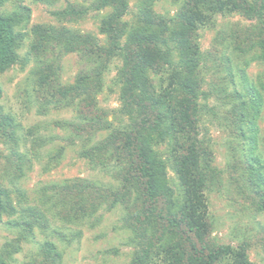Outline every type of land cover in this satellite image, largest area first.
I'll list each match as a JSON object with an SVG mask.
<instances>
[{"label":"trees","instance_id":"1","mask_svg":"<svg viewBox=\"0 0 264 264\" xmlns=\"http://www.w3.org/2000/svg\"><path fill=\"white\" fill-rule=\"evenodd\" d=\"M13 1L0 0V75L19 63L20 29L28 23L29 8L8 10ZM129 1L94 0L90 7L69 5L53 13L59 21L71 22L86 17L90 10L111 9L100 23L107 36L105 45L93 35L63 26L31 27L30 50L41 68L49 70L39 78V94L55 108L74 111L73 119L56 125L80 141L82 155L106 169L113 180L104 185L80 178L60 187V197L70 208V214L62 219L80 220L102 204L108 209L123 206L135 249L129 264H254L245 246L218 244L213 237L206 196L212 178V151L200 138V30L214 27L217 16L236 14L253 19L255 25L240 31L232 47L241 53L258 51L257 58L264 61V0H184L173 18L155 11L158 0H139L138 22L129 29L122 46L129 25L123 20ZM55 44L64 45L60 54L76 52L80 56L82 67L71 85L61 84L56 76L57 57L48 62L58 55ZM174 51L178 64L174 63ZM118 54L124 60L121 109L131 121L114 128L107 111L99 107L97 94L109 62ZM249 94L248 101L234 92L236 103L230 118L240 139L256 144L255 120L263 99L256 91ZM2 95L0 84V100ZM17 127L0 103V139L17 141ZM101 134L104 136L99 139ZM255 163L257 166L250 164L251 169L264 185L263 164L257 158ZM168 168L177 177L178 197L169 184ZM259 209L264 210V202ZM20 210H16L9 190L0 185V219L19 214L6 224L16 236L0 243V264H15L14 255L23 244H36L38 250L22 264H63L62 252L49 239L55 232H51L47 214L37 206H21ZM40 236L44 239L37 240Z\"/></svg>","mask_w":264,"mask_h":264},{"label":"rangeland","instance_id":"2","mask_svg":"<svg viewBox=\"0 0 264 264\" xmlns=\"http://www.w3.org/2000/svg\"><path fill=\"white\" fill-rule=\"evenodd\" d=\"M93 1L14 0L8 4V10L27 7L30 11L27 27L20 29L23 38L18 49L19 63L0 75L3 88L0 103L18 126L17 141L0 139V185L9 190L19 213L21 206H37L47 214L51 232H55L49 239L62 252L63 264H129L135 249L132 231L126 221L128 212L123 206L108 209L102 204L80 220L75 218L64 222L62 219L70 208L60 197V187L80 178L104 185L113 183V180L106 169L82 155L80 141L71 139L67 129L56 125L58 121L73 119L75 113L71 108H55L53 103L43 100L37 84L49 70L41 68V63L30 50L31 27L37 24L63 26L90 34L105 45L107 36L101 32L100 23L111 9L99 13L90 10L86 17L71 22H61L53 15L69 5L90 7ZM183 1L158 0L154 9L162 16L173 18ZM138 15L139 0H130L129 9L123 16L129 25L120 41L122 46L128 39L129 29L138 22ZM216 22L214 27L200 30L203 78L199 102L202 115L200 138L210 144L212 151V178L206 196L213 237L218 244L245 246L251 262L264 264V210L259 209L264 202V185L250 165L257 166L255 159H259L264 177V61L257 58L258 51L241 53L232 47L237 34L253 27L255 20L235 14L217 16ZM55 47L56 53L64 50V45L55 44ZM53 57H57L56 76L60 83L73 84L82 67L79 54L58 53L48 62ZM173 58L178 64L176 51ZM123 63L120 54L111 59L102 76V89L97 94L99 107L107 111L114 128H121L131 121L121 109L123 84L120 72ZM250 90L259 93L263 99L261 112L255 120L256 144L240 139V133L233 130L230 118V111L236 103L232 98L234 92L243 94L249 101ZM103 136L101 134L99 139ZM158 150L162 152L164 147ZM167 177L178 197V180L169 168ZM45 188L46 193L43 192ZM18 216V213L1 216V244L15 238V233L6 224ZM42 239V236L37 238ZM37 250L36 244H23L14 255L15 264L29 261Z\"/></svg>","mask_w":264,"mask_h":264}]
</instances>
